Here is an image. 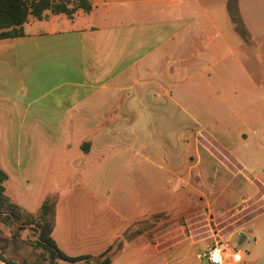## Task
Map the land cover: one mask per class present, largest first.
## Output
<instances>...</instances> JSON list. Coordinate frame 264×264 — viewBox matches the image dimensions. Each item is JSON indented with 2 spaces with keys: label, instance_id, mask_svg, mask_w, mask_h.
<instances>
[{
  "label": "crops",
  "instance_id": "0c3cea01",
  "mask_svg": "<svg viewBox=\"0 0 264 264\" xmlns=\"http://www.w3.org/2000/svg\"><path fill=\"white\" fill-rule=\"evenodd\" d=\"M259 1L236 0L237 12L243 6L252 21L249 6ZM89 2L87 12L64 0L70 13L49 8L39 18L29 14L21 34L0 38V152L9 158L8 150L23 149L29 158V149L41 148L30 144L29 134H36L34 139L51 134L45 144L51 155L70 159L72 167L83 170L76 174V188L58 194L54 204L51 236L56 245L70 256H98L112 245L134 244L141 261L161 255V264H210L204 249L218 236L235 249L236 261L225 264H253L247 255L252 249L260 253L261 247L250 225L264 211V180L245 174L221 138L204 129L203 121L214 120L184 112L194 103L184 84L192 77L201 96L209 97L210 87L224 78L230 86L224 98L229 116L256 115L264 109L258 97L264 85L254 67H248L247 53L262 43L259 35L247 44L226 29L229 0ZM152 120L158 125L159 144L148 134ZM201 131L225 151L214 152L220 149L214 141H199ZM1 158L0 153L5 195L36 213L41 201L23 198ZM105 166H110L106 171L114 185H130L126 206L116 204L99 183L105 179ZM232 181L240 190L235 203L230 197L235 192L228 190ZM152 182L158 185L155 191ZM224 195L223 205L213 202ZM256 200L262 209L239 223L235 215ZM185 201L189 204L183 210ZM104 211L108 216L101 220L110 223L100 226L97 216ZM202 216L209 232L198 237L195 221L187 220ZM177 228L186 231L171 234ZM127 249L109 252L111 264H122L116 258ZM0 264L9 263L0 258Z\"/></svg>",
  "mask_w": 264,
  "mask_h": 264
},
{
  "label": "rangeland",
  "instance_id": "374dc122",
  "mask_svg": "<svg viewBox=\"0 0 264 264\" xmlns=\"http://www.w3.org/2000/svg\"><path fill=\"white\" fill-rule=\"evenodd\" d=\"M66 1L71 5L75 2V0ZM241 7L243 8V6ZM241 7L240 9H238L237 13L232 14L228 11L225 5L224 25L226 26V29L229 32H232V34L236 35L237 38H240L244 42V38H246V41H248L247 44L249 43V41L251 42L252 37H258L256 34L259 35L258 38L262 40V43L254 51L251 52V50H249L250 52L247 53V65L248 67H254V69L258 72L256 75L257 79H260L261 83H263L264 85V0H260L259 4L249 6V10L251 9V13L254 12L255 15L254 20L252 21L246 19V12L244 9L242 10ZM241 30H243L245 34L248 33L249 36L246 37V35L243 37V35L241 34ZM223 34L217 36L216 39L220 40V36H222ZM219 45L221 46V48H224L223 43ZM219 54V56H224V51H221ZM187 77L189 79H186V83L184 84V93H187L189 97L193 98L194 103L192 105L191 103L186 105L184 107V112L186 111L196 118H198L197 115H199L198 119L200 120L201 117L202 119L209 117V120H214L216 123L203 121L204 129L206 128L207 130H212L217 136L221 138L226 149L237 157V161L239 162L240 166H244L245 169H243V171L245 174H251V176L256 175L264 180V109L260 112L258 109L257 114L254 116H229V107L227 106V103L225 102L226 100H224V98L225 89L230 88V86L224 83V78H218L215 86L210 87L209 97H204L203 95L201 96V86H199V84L194 81L195 79L192 80V77ZM228 78L230 77L228 76L226 79ZM238 96H240V93H238ZM258 97L259 101L260 99L264 101V92L262 96L263 98L261 97V94H259ZM236 103L239 104V101ZM238 108L239 110L241 109V107ZM207 111H209L210 114L208 116H204ZM168 119L170 120V118ZM240 119L244 122H241ZM243 127H245V129L242 132H238V129H243ZM147 129L149 131L148 134L150 136V140H152L154 144H159L160 141L158 137V125L156 124V121L152 120L150 126H148ZM244 133L247 134L246 138H242ZM45 135L46 138H43V134H38L39 138L34 139L36 134H29L30 144L32 145L36 143V145L40 144L41 146V148H37L36 150L29 149V158H26L28 156L23 155V149L17 150L16 148H12L8 150L9 158L4 155V152L2 150L0 153L2 157V165L5 169L8 170L10 180L12 181L14 188L18 192L20 191L24 195H26L23 196V198H25L26 200L31 199L34 202L40 200L41 204L43 202H48V207H51L53 209L54 204L58 199V194H61L63 191H66L73 187L76 188V185L80 182V178L76 177V174H82L83 170L80 169L81 167H72L69 161L70 159H66L63 156H60L59 158L58 156H52L51 150H49L48 147L45 146V144L49 142V136L51 137V134ZM198 138L199 141L206 143L209 141H214L213 137L208 133H206L205 135L204 131H201V133L198 135ZM141 140H143V137L141 138ZM215 144L217 145V148H220L221 150H217L215 147L213 148V151L220 154L223 149L216 142ZM202 150L203 149L201 148L200 152ZM204 161L206 163L205 165L207 169V166L209 165L207 163V160ZM108 167L110 166H105L104 168L105 179L99 183L103 186L101 187L103 188L104 192L111 191L110 194H112V196L114 197V202L116 203V200H118V203L116 204L120 206H126L130 197V185L128 184V182H125V187H120L116 184L114 185V179L110 178L111 173L106 171ZM161 167L164 168L163 165ZM156 171L157 169L153 168V173H155ZM230 185L232 186V188L229 187L228 190L231 192V194L232 192L235 193H233L232 195L230 194L231 196H229L232 197L234 202L236 201V193L240 191L239 185L238 183H235L233 181ZM157 188L158 185L155 182H152V190L155 191L157 190ZM123 195L124 198H119ZM223 197L217 196L215 197L213 202L218 206L223 205L222 203H225L224 201H226L225 195ZM227 200H230V198H227ZM109 201V203H111V199H109ZM188 204L189 203L185 201L182 209L186 210ZM260 205L261 203L256 200V202L249 206L247 211L235 215V217L239 218L238 222H242L249 215L262 209ZM101 207L105 208L106 206L102 205ZM253 207L254 209L252 211ZM39 208H37L38 210L36 211V214L39 211ZM106 212L107 211L103 212V216L100 212L97 218L101 220V217H103L104 219L105 216H108ZM202 217H195L194 219L187 220V222L189 221L190 224L191 221H195L193 223L194 227H198L197 229H195L196 233L198 232L199 234L197 235L198 237H202L204 234H207L209 232V225L203 226L206 224V220L204 216ZM23 218L25 217L20 216V219ZM34 219L37 220L38 218L36 219L35 217ZM108 221L110 220H101L97 222V224H100V226H102L110 223ZM190 227L192 228V226ZM250 227L254 231H257L256 238L258 244L261 247V250L260 253L256 255L253 249L250 250L249 255H247L248 258L246 259H254L255 262L253 264H264V211L260 212L254 217ZM183 229L184 228L171 229V234H173L174 231L180 232L179 230ZM183 231L186 230L184 229ZM238 236H236V239L239 241L240 237ZM35 242V230L33 225L19 226L16 223L6 225L0 222V255L6 260L16 264H37L38 262L42 261V251L40 248L36 247ZM201 245L203 246V244ZM135 247L136 246L134 244L130 246L112 245V247L109 248L108 253H113L114 251L118 253L120 250H126L128 248L124 255L116 258L118 259V262H121L122 264L162 263L161 255H152L150 259L141 261L140 256L142 253L137 251ZM121 252L122 251H120V253ZM92 256L94 257V259H99L102 257L101 254H99L98 256ZM126 256H129L128 260L125 259ZM59 264L66 263L62 261ZM79 264L90 263L81 262Z\"/></svg>",
  "mask_w": 264,
  "mask_h": 264
},
{
  "label": "trees",
  "instance_id": "16d2710c",
  "mask_svg": "<svg viewBox=\"0 0 264 264\" xmlns=\"http://www.w3.org/2000/svg\"><path fill=\"white\" fill-rule=\"evenodd\" d=\"M228 3L229 12L237 13L236 0H229ZM75 7L87 12L91 9V4L89 0H75ZM49 8L55 12L70 13L72 11L65 5L64 0H0V38L21 34L20 26L26 21L29 14L39 18L43 10ZM241 31L244 37L245 32ZM5 179L6 175L0 168V221L6 225L16 223L19 226H34L36 247L42 251V261L37 264H57L58 261H63L66 264L77 262L111 264L108 250L101 254V258L94 259L90 255L70 256L59 249L51 236L53 227L51 213L53 209L48 207V202L41 204L37 214L26 212L5 195L3 184ZM20 216L25 218L20 219ZM35 217L38 219L35 220ZM0 258L9 264L13 263L1 256Z\"/></svg>",
  "mask_w": 264,
  "mask_h": 264
},
{
  "label": "built area",
  "instance_id": "2783aa9c",
  "mask_svg": "<svg viewBox=\"0 0 264 264\" xmlns=\"http://www.w3.org/2000/svg\"><path fill=\"white\" fill-rule=\"evenodd\" d=\"M219 248L220 249V255L223 259V264L226 263V261H232L235 262V257L233 255L235 254L234 247L230 244V242L226 239H222L220 237H216L212 243L208 244L204 249V255L206 256L207 261L210 264H213L210 254L213 252V250ZM225 253L227 254L225 256ZM200 257V255H197Z\"/></svg>",
  "mask_w": 264,
  "mask_h": 264
},
{
  "label": "clouds",
  "instance_id": "9594fccd",
  "mask_svg": "<svg viewBox=\"0 0 264 264\" xmlns=\"http://www.w3.org/2000/svg\"><path fill=\"white\" fill-rule=\"evenodd\" d=\"M226 255L227 254L225 253V256ZM210 258H211L213 264H223V259L220 255V249L219 248L213 250V252L210 254Z\"/></svg>",
  "mask_w": 264,
  "mask_h": 264
}]
</instances>
